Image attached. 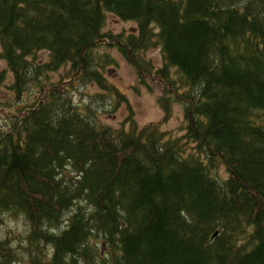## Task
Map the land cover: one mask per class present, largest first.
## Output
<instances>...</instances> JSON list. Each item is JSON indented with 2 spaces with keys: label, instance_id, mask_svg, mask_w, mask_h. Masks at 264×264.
<instances>
[{
  "label": "trees",
  "instance_id": "16d2710c",
  "mask_svg": "<svg viewBox=\"0 0 264 264\" xmlns=\"http://www.w3.org/2000/svg\"><path fill=\"white\" fill-rule=\"evenodd\" d=\"M0 48V227L27 225L0 264H264V0H0ZM104 48L160 79L182 134L99 120Z\"/></svg>",
  "mask_w": 264,
  "mask_h": 264
},
{
  "label": "rangeland",
  "instance_id": "374dc122",
  "mask_svg": "<svg viewBox=\"0 0 264 264\" xmlns=\"http://www.w3.org/2000/svg\"><path fill=\"white\" fill-rule=\"evenodd\" d=\"M136 23L130 21H121L112 15L108 16L106 31L113 34H130L136 33ZM102 53L108 54L115 63L107 66L104 70L105 81L107 82L114 93H108L110 99H106L104 104L97 105V112L99 120L112 127L121 129H129L131 123L129 121L135 120L139 127H143L149 123H161V129L170 134H182L181 129L186 125L184 109L182 105L174 104L170 117L164 121L165 114L161 107L159 100L164 94L165 85L159 78H152L151 76L141 78L147 83H142V80L137 74L134 66L131 65L117 49L104 48ZM48 59V52H40L38 60L46 61ZM144 59L151 62L155 70L163 66V56L160 47L149 49L144 53ZM4 73L6 76V83L0 87V116L4 118L7 114H11L12 110L6 106L8 99L12 98L9 93L7 85L13 81L12 73L8 70V65L1 57L0 48V74ZM148 75V74H147ZM60 76L68 78L63 80L60 89L67 86L71 77L67 76V72L62 69L59 73H55L52 80H59ZM99 86H91L89 93H101ZM121 93L123 101L119 102V106L114 111L113 103H117V95ZM172 97V96H170ZM173 100H171L172 103ZM14 110V109H13ZM0 124L1 121H0ZM223 170V169H222ZM27 225L22 220L7 221L6 225L0 227L1 236H18L25 233ZM18 243V241H15Z\"/></svg>",
  "mask_w": 264,
  "mask_h": 264
},
{
  "label": "water",
  "instance_id": "95a60500",
  "mask_svg": "<svg viewBox=\"0 0 264 264\" xmlns=\"http://www.w3.org/2000/svg\"><path fill=\"white\" fill-rule=\"evenodd\" d=\"M104 247V246H103ZM104 252V251H103Z\"/></svg>",
  "mask_w": 264,
  "mask_h": 264
}]
</instances>
